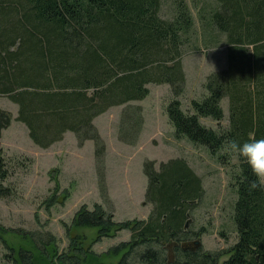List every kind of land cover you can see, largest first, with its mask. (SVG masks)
Here are the masks:
<instances>
[{
	"label": "trees",
	"instance_id": "trees-1",
	"mask_svg": "<svg viewBox=\"0 0 264 264\" xmlns=\"http://www.w3.org/2000/svg\"><path fill=\"white\" fill-rule=\"evenodd\" d=\"M191 2L171 0L173 13L165 17L164 0H0V94L19 105L17 118L36 144L50 147L73 131L80 144L95 140L100 162L105 144L95 117L127 104L120 138L135 145L144 119L142 106L132 101L146 98L150 83L169 84L173 96L166 111L174 135L207 148L221 163L233 155L239 159L231 171L239 238L224 264H264V190H249L256 174L226 150L228 137H264V0ZM199 28L214 45L225 37L227 64L207 75V94L193 98L189 111L181 99L188 80L183 56L187 47L200 49L194 42ZM224 98L229 117L222 127ZM202 117L213 118L219 128L206 126ZM12 119V112L0 108V137ZM4 162L0 151L1 178L8 175ZM143 170L146 198L153 204L148 218L116 220L102 204L93 209L85 204L65 223V249L52 232L0 224V241L10 249L6 256L13 264H171V251L185 253L174 243L200 235L185 224L204 196L203 178L184 157L159 167L146 160ZM57 172L51 171L55 184L43 202L47 209L70 195L61 189ZM6 191L0 185V195ZM126 229L129 240L103 252L94 249L103 237ZM210 258L189 253L188 259L211 264Z\"/></svg>",
	"mask_w": 264,
	"mask_h": 264
},
{
	"label": "rangeland",
	"instance_id": "rangeland-1",
	"mask_svg": "<svg viewBox=\"0 0 264 264\" xmlns=\"http://www.w3.org/2000/svg\"><path fill=\"white\" fill-rule=\"evenodd\" d=\"M164 1L162 15L169 17L173 13L171 0ZM194 42L199 44L200 49L187 47L183 56L188 80L181 99L182 107L189 111L193 98L207 94L203 84L207 75L225 68L227 64L225 37L214 45L210 38L205 40L199 28V41ZM148 86L150 93L146 98L132 101L142 106L144 119L135 145L120 138L124 125L123 110L127 104L113 105L93 120L105 144V154L100 162L95 140L87 139L80 144L73 131H66L64 137L50 147L43 148L36 144L26 124L17 118L19 105L0 94V108L13 114L12 123L2 131L0 137L4 168L8 171L6 178L0 176V185L7 188L4 195H0V224L37 234L52 232L57 235L60 247L65 249L69 244L65 223L70 224L75 213L85 204L90 209L102 204L113 211L116 220L148 218L153 204L146 198L148 179L143 170L144 162L151 159L159 167L162 161L184 157L203 178L205 188L199 206L189 219L192 227L204 222L209 212L210 215H219L226 210L227 214L224 223L217 218L216 224L202 234L204 249L215 251L225 247L223 236L218 232L222 227H226L229 243H233L238 237L232 220L238 194L231 185V171L237 170L238 157L230 156V162L221 163L207 148L195 145L187 138H177L166 111V105L173 96L170 85L150 83ZM222 102L225 110V117L221 121L223 127L228 125V99L224 98ZM201 121L208 127L219 128L218 122L211 117H202ZM54 168L59 169L57 178L61 189H67L70 195L47 209L43 202L53 192L55 182L51 178V171ZM53 173L56 175V171ZM102 183L105 185L102 186ZM104 188L107 190L104 191ZM130 237V230H122L116 236L103 237L94 244V249L103 252ZM7 253L10 254V249L0 241V264H13Z\"/></svg>",
	"mask_w": 264,
	"mask_h": 264
},
{
	"label": "flooded vegetation",
	"instance_id": "flooded-vegetation-1",
	"mask_svg": "<svg viewBox=\"0 0 264 264\" xmlns=\"http://www.w3.org/2000/svg\"><path fill=\"white\" fill-rule=\"evenodd\" d=\"M220 218L221 223H224L227 218L226 210L220 212L219 215H210V212L208 213L207 219L199 223L198 227H192L190 218L187 220L185 227L192 230L194 233H199V236L192 237L190 239L181 240L178 244L177 242L174 243L175 247H180L182 252H185L186 257H184V254H175V252L171 251L169 256V263L171 264H189V253H197L198 256H208L211 257V264H224L231 256V247H233L237 242L238 238L233 242H230V237L226 233V227H222L218 232L219 235L223 236L225 247L216 249L215 251L205 250L203 247V241H202V234L206 233L208 230H210V226L216 224L215 219ZM198 228V229H197ZM197 229V230H196ZM236 230V229H235ZM237 233V231H236ZM238 235V234H237ZM187 251V252H186Z\"/></svg>",
	"mask_w": 264,
	"mask_h": 264
},
{
	"label": "clouds",
	"instance_id": "clouds-1",
	"mask_svg": "<svg viewBox=\"0 0 264 264\" xmlns=\"http://www.w3.org/2000/svg\"><path fill=\"white\" fill-rule=\"evenodd\" d=\"M226 150L238 154L251 167L257 179L249 183V190H264V137L254 135L247 139L231 136L227 139Z\"/></svg>",
	"mask_w": 264,
	"mask_h": 264
}]
</instances>
